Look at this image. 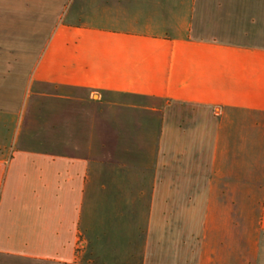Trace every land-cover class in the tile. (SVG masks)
<instances>
[{
    "label": "crops",
    "instance_id": "crops-1",
    "mask_svg": "<svg viewBox=\"0 0 264 264\" xmlns=\"http://www.w3.org/2000/svg\"><path fill=\"white\" fill-rule=\"evenodd\" d=\"M4 11L46 31L0 44V264H264V0ZM49 98L118 103L84 121L113 151Z\"/></svg>",
    "mask_w": 264,
    "mask_h": 264
},
{
    "label": "rangeland",
    "instance_id": "rangeland-1",
    "mask_svg": "<svg viewBox=\"0 0 264 264\" xmlns=\"http://www.w3.org/2000/svg\"><path fill=\"white\" fill-rule=\"evenodd\" d=\"M4 12L5 13H2V14L5 15L4 17H5V20L7 21V24L2 29L3 31L0 30V44L2 46H6V45L11 46L15 50L16 54H19L20 48L22 46H24L25 44L30 46L28 44V42L23 40L24 37L27 38V37H29V35H35L37 38H39L40 36L43 37L45 35L46 30H45L44 26L38 28V27H34L33 24L27 25V23H26V25L21 27L20 23H19V17L17 16V14H15L13 12L9 13L8 11H4ZM33 22L34 21L32 20V23ZM31 46L34 47L33 44H31ZM21 52H22L21 56H20L21 59H23V60H29L30 59L32 61L36 58L39 51L38 50H22ZM17 68L24 69V67H21V66H18ZM71 98H70V100H59V98H49V100H47L46 104L44 105V106H46V107H44V110H45V108H49L48 111H54L55 107H57L58 105L59 106L62 105L64 108L79 106V109L84 111V113L81 114L82 121L79 124L80 132H81V137H80L81 144L77 148L78 153L83 154V153L87 152L89 147H90L86 144V140H84V139H86V138H84V136H85V130L84 129L87 127V124H85V122L88 120L87 116L90 117L95 112L96 119H98L96 121H99V123L102 125L104 110L109 111V109H111L115 120H118V118H119V108H118L119 104L118 103H111L109 101L99 102L98 99H96V103H94L92 100H89V99L87 101H83V100L77 101V100H73ZM74 98H76V97L74 96ZM39 104H40V102L38 101L35 104L36 107H38ZM56 116L57 115L54 112L49 113V119L51 121H55ZM83 116H85L86 119H83L82 118ZM37 117H38V114H36V113L31 115V118H33V119H32V121H30V124L28 126L31 129V131H37L38 130V128L34 124V123H40L39 120H37ZM115 133L117 134V133H119V131L118 130L113 131L110 137L111 138L114 137ZM97 137H99V139H100L99 141H101L102 137H103V132L102 131H96V138ZM31 141H33V140L28 139L27 145H21L22 148H30L31 145H29V144L32 143ZM91 147L93 148V150L95 152H97V155L101 156V157L106 156V154L109 155V153L113 149V147H110L109 145L106 147L105 151L98 144L91 146ZM16 148H17V146H16Z\"/></svg>",
    "mask_w": 264,
    "mask_h": 264
}]
</instances>
